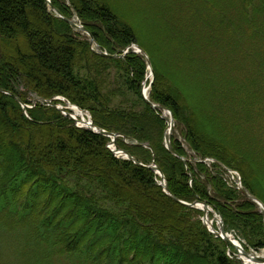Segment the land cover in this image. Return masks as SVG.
<instances>
[{
    "label": "trees",
    "instance_id": "obj_1",
    "mask_svg": "<svg viewBox=\"0 0 264 264\" xmlns=\"http://www.w3.org/2000/svg\"><path fill=\"white\" fill-rule=\"evenodd\" d=\"M134 1L143 7L138 15L127 12L118 0H51L52 5L47 0H0V89L11 93L0 91V254L4 257L0 264H239L226 251L234 247L196 219L199 209L163 191L160 176L148 167L153 162L164 173L172 195L188 203L207 202L222 215L226 229L248 247L264 248V209L228 186L222 176L225 167L235 169L243 189L264 203L255 171V159L264 162V146L256 157L228 142L229 132L238 137L246 124L261 139H253L255 143L264 144V90L261 96L255 89L245 94L247 86L264 88V79L248 82L240 91L236 79H212L209 90H223L215 103L227 122L226 127L220 124L216 138L197 121L194 106L155 56L161 54L158 45L134 21V16L156 12L161 22L169 18L184 30L185 24L194 31L199 26L211 33L200 43L191 34L184 40L181 31L173 32L171 39L163 36L189 65L225 71L221 63L194 58L215 51L237 56L248 74L259 76L264 75V59L254 64L252 58H259L256 46L264 50V0H182L191 9L187 14L167 0ZM198 7L209 16L222 12L238 19L207 21ZM75 15L109 54H123L135 43L147 52L154 70L149 100L173 113L172 144L187 161L166 148L168 124L162 110L143 97L145 57L133 48L120 58L95 52L89 37L68 22ZM237 37L245 48L235 41L234 48L226 51L228 40ZM114 66L121 68L142 110L114 109L109 104L113 95L106 97L103 92L104 74ZM228 71L240 73L234 68ZM29 92L46 99L62 95L89 109L95 125L123 136L116 139L117 148L144 166L116 157L108 147L111 138L78 127L55 106L37 103L25 111L16 97L32 104ZM120 92L117 89L115 94ZM228 104L232 108L220 110ZM232 110H239V120ZM245 141L254 143L251 136ZM207 157L216 163L208 166L200 161ZM94 189L120 210L100 204Z\"/></svg>",
    "mask_w": 264,
    "mask_h": 264
},
{
    "label": "rangeland",
    "instance_id": "obj_2",
    "mask_svg": "<svg viewBox=\"0 0 264 264\" xmlns=\"http://www.w3.org/2000/svg\"><path fill=\"white\" fill-rule=\"evenodd\" d=\"M120 3H122L126 8L127 12L132 13V15H138L140 14L141 9L143 7L139 6L138 4H135L134 0H118ZM161 1V0H158ZM170 1V3H178L177 6L180 10L185 12V14L191 12V9L189 6H184V1L182 0H167ZM220 2V1H219ZM221 3V2H220ZM225 4V3H223ZM189 7V8H188ZM198 11L201 13V17L204 20H219V19H226V20H235L238 19L236 15L230 16L226 15L222 12H218L216 17L209 16L206 12L201 7H198ZM134 13V14H133ZM57 14V13H56ZM136 18L134 16V21L137 23L139 27H141V30L145 34V36L153 39L155 43L158 45L160 48V56L155 55L158 60H160L168 69L169 71L173 74V77L177 81V84L183 91L185 98L191 102V104L194 106L195 111L197 112V121L206 128L205 131H212L213 133L216 134V138H219V129L221 128V123L224 122V127L227 126V122L224 121V115L221 111H219V108H217V104L215 103V98H221V94L223 93V90L216 88L214 91L209 90V84L212 81V79H215L216 82H221V80L225 82H231L232 80L236 79L238 87L236 88L237 91H240L241 88L248 82H253L257 78L264 79V75L260 72L258 75L259 76H254L252 73L248 74L247 70L249 69L243 65L242 60L236 59L237 56H227L225 53H219V52H213L211 55H195L194 58L197 61H204V62H217L221 63L224 66L225 71L219 70L216 67H213L212 65L208 66V69H203L200 68L199 65H189L187 60V57L185 55H181L179 52H175L172 48L169 46V41L163 36V35H170V39L173 38L172 33L175 31H181L184 33V40L188 38V36L191 34L195 36L196 42L200 43L202 41H206L210 38L211 33L204 30L203 28H200L198 26L197 30H192L190 28H187L186 25V30L183 29L182 26L178 25L177 23L173 22L169 18H165L164 21H160L158 19V16L156 12H147L144 15H140ZM136 18V19H135ZM72 20L78 23L80 22V19L75 15ZM76 31V28H74ZM264 29V27H263ZM84 36H87L86 33L83 31H80ZM220 33H223L221 30ZM172 35V36H171ZM88 37V36H87ZM238 42L242 47L245 48V44L241 41V39L234 38L228 40V43L225 47V50L228 51L231 48H234V42ZM130 49V48H129ZM128 49V50H129ZM255 50L259 54V58H252L254 61V64L259 63L261 59H264V50L259 46H256ZM157 54V53H155ZM237 69L240 71L239 74H232L229 72V69ZM149 72L147 73L146 77L148 76ZM105 78V84H106V89L103 91L105 96L107 97L108 95H113V97L109 104L112 106V108H119L122 110H142L143 104L139 100V97L129 88V82L126 81V77L124 76L122 70L120 67H112L111 69L108 70L106 75L104 74ZM148 81H144L142 84V89L147 88L148 93L151 89V80L154 79L153 76L151 78H147ZM147 82V84H146ZM150 87V88H149ZM120 89V93H116V90ZM253 89L260 90L259 96H261V92H263L264 88L256 87L252 88L251 86H247L245 88V94L247 95L250 93ZM22 91H26L23 87L21 88ZM177 94L182 97L181 91L177 90ZM143 94V91H142ZM38 96L34 94L33 92H29V100L31 103H33L34 99H36ZM52 100L57 101V106L64 108V111L69 110L71 107V103L68 102L67 98L62 95H57L52 98ZM78 106V105H77ZM228 108H232L230 104L227 106H224L220 110H227ZM86 115L91 116V113L89 109H83ZM61 111L64 115L65 112ZM74 114V113H72ZM164 114V113H163ZM231 114L233 115L234 118L238 119L241 117V113L239 110H232ZM198 115H201V119H199ZM67 117V116H66ZM80 120V118H78ZM75 125H77V122H75ZM249 126V124H248ZM174 132H175V126H174ZM173 132V133H174ZM252 133V132H251ZM250 133L249 128L247 127L246 124L242 125V132L239 134L238 137L232 135L231 132H229L230 135V140L228 141L230 145H233L234 148H239L243 150L246 153L249 154H254L257 156L260 155L259 151L261 148H263L264 144L261 143H255V140L261 141V139ZM251 136L252 141L254 142L253 145H250L245 141L246 137ZM177 138L182 140V135L177 132ZM111 142V141H110ZM109 142V143H110ZM256 144V145H255ZM123 159V158H122ZM201 161V160H200ZM255 171L260 176V181L262 185V194H264V162H259L257 159H255ZM152 164V163H151ZM237 172V171H236ZM156 173V172H155ZM225 174V172L223 173ZM237 174L240 175L239 172ZM224 179L228 180L230 183H232L234 180L229 176L228 174L222 175ZM70 182V181H69ZM72 184V182H70ZM160 183V179H159ZM80 184L86 185V181H82ZM74 185V184H73ZM74 186H79V185H74ZM93 191H97L98 193L102 194L100 189H94ZM96 192L97 199L100 204H102L104 207H108L115 212L120 210L119 205H112L113 202L110 200H107L105 197L99 195ZM200 214L198 218L200 221L203 223L202 218H203V211L199 210ZM209 217L211 220L215 219L213 218V215L210 214ZM215 226L217 227L216 221H215ZM229 231V230H227ZM235 239H237L243 246V248L250 253H255V254H264V248L257 249L255 247H248L247 242L238 237L234 232L229 231ZM227 254L229 257L234 258L236 261L239 262V264H251L245 262L243 258H241V255L239 254L238 250L235 248H228L226 249ZM1 258H4L0 254ZM238 264V263H237Z\"/></svg>",
    "mask_w": 264,
    "mask_h": 264
},
{
    "label": "water",
    "instance_id": "obj_3",
    "mask_svg": "<svg viewBox=\"0 0 264 264\" xmlns=\"http://www.w3.org/2000/svg\"><path fill=\"white\" fill-rule=\"evenodd\" d=\"M48 2L50 3L51 5V1L48 0ZM55 12L60 16L62 17L61 15V12L57 9V8H54ZM68 22L72 25V26H75V27H78L76 25V23L73 21V20H68ZM81 29L86 32L88 35L91 36V43H95V39L93 37V35L91 34V32L86 28V27H81ZM135 48L137 49V52H140L142 53L144 56H146L147 60H148V63L149 65L151 66V60L149 58V55L147 54V52L145 50H143L139 45H136ZM102 55L104 56H108V57H121L120 55H109L108 53L106 52H100ZM0 91L4 92V93H7V94H10L8 93L7 91H4L2 89H0ZM144 98L145 100L151 104V106L154 108V109H162L164 111H170L167 107L163 106V105H156V104H153L149 101L148 99V96L146 95V93L144 92ZM17 99L19 101L20 98L17 97ZM35 102H41V103H48L49 105L52 103L51 100H47L45 98H37L35 99ZM59 108V107H58ZM61 109V108H59ZM70 118L74 119V120H77V118L71 114H67ZM163 118L170 124V127H173L174 125V116L173 114L171 113V117L169 118L168 116H165L163 115ZM89 123V127H85V128H89L91 130H93L94 132L96 133H99V134H102V135H105V136H108V137H112L113 141H112V144L114 145L115 143V140L117 138V136H119V134H115V133H111L109 131H106L105 129H102V128H99V127H96L94 125H92L93 123L92 122H88ZM84 127V126H82ZM165 145L167 147V149L174 155L176 156H179L178 153L176 152L175 148L173 147V144H172V128H170V131H166V134H165ZM147 147L151 148V146L149 144H146ZM119 153H123V158H127V159H130V160H133L134 162H136V160L134 159V157L129 154L127 151H119V152H116V154H119ZM180 157V156H179ZM184 161H186L185 158L181 157ZM137 163V162H136ZM140 165H142L141 163H139ZM151 169H153L154 171H156L158 174H160V176L162 177V183L161 185L163 186L164 188V191L166 193H168L173 199H175L176 201H180L178 198H176L175 196H173L171 194V191L169 189V186L167 184V181L165 179V176L163 174V172L161 171L160 167L158 165H150L149 166ZM245 194H247L253 201H255L256 203H258L261 207L264 208V203L258 198L256 197L255 195H252V194H249L247 192L244 191ZM181 203L183 204H186L190 207H195V208H201L200 205L203 204L204 205V208H205V212H204V216H203V222L204 224L207 226V228L210 230L211 233H213L214 235H216L217 237H220L222 238L225 242L233 245L237 250L238 252L241 254V258L242 256H247V257H250L252 258L256 264H264V259L260 256V255H256L254 253H250L248 252L247 250H245L242 245L237 241V240H233L231 239V235L226 231V228H225V224H224V221H223V217L221 214H218L216 215L215 212H213L211 210V208L209 207V205L207 203H201L200 201H196L195 203L193 204H190V203H186V202H183V201H180ZM212 211V213L214 214V218L217 219V218H220V221H218L219 223V230H214V229H211L208 224H207V220H208V213H206V211Z\"/></svg>",
    "mask_w": 264,
    "mask_h": 264
},
{
    "label": "bare ground",
    "instance_id": "obj_4",
    "mask_svg": "<svg viewBox=\"0 0 264 264\" xmlns=\"http://www.w3.org/2000/svg\"><path fill=\"white\" fill-rule=\"evenodd\" d=\"M136 45H138V44H133L132 45V48H133V50H134V52L136 51V48H135V46ZM144 50V49H143ZM149 74H148V76L146 77V81H148V77H151V76H154V70H153V66H152V62H151V67H150V69H149ZM154 81V79H152L151 80V82H153ZM72 107V109H73V111H74V114L77 116V118H80L81 119V123H79V124H83V125H85V126H90L89 125V123H87V117H86V114H85V112L84 111H81L78 107H75V106H71ZM168 131H170V127H169V129H168ZM122 153H119V155H121ZM230 168H228V169H226V172L228 173V175L229 176H231V178L232 179H234V177H233V175H230ZM233 171H236L235 169H233ZM238 172V171H237ZM234 174V173H233ZM225 181H226V183L227 184H230L229 183V181L228 180H226V179H224ZM233 188V187H232ZM201 203H204L203 201L201 202ZM205 203H207V202H205ZM208 204V203H207ZM209 205V207H211V205L210 204H208ZM200 209L203 211V212H205V208H204V205L203 204H201L200 205ZM209 212H212V211H206V213H208L209 214ZM215 221H216V224H218V221H220V218H217V219H215ZM215 221L214 220H211V218L210 217H208V220H207V224H208V226L211 228V229H216L215 228ZM231 239H233L234 240V238L231 236ZM255 254V253H254ZM257 255V254H256ZM258 255H260V254H258ZM261 257L264 259V254H262L261 255ZM242 258L245 260V262H247V263H251V264H256V262L252 259V258H250V257H247V256H242Z\"/></svg>",
    "mask_w": 264,
    "mask_h": 264
},
{
    "label": "built area",
    "instance_id": "obj_5",
    "mask_svg": "<svg viewBox=\"0 0 264 264\" xmlns=\"http://www.w3.org/2000/svg\"><path fill=\"white\" fill-rule=\"evenodd\" d=\"M235 174H237V173H235ZM235 176H236V175H233V177H234V180H236V179H235V178H236ZM236 183H237V184H239V183H238V181H237Z\"/></svg>",
    "mask_w": 264,
    "mask_h": 264
}]
</instances>
